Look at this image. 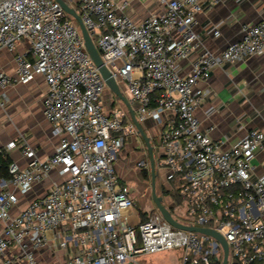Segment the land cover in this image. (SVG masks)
<instances>
[{
  "label": "built area",
  "instance_id": "2783aa9c",
  "mask_svg": "<svg viewBox=\"0 0 264 264\" xmlns=\"http://www.w3.org/2000/svg\"><path fill=\"white\" fill-rule=\"evenodd\" d=\"M63 1L79 16L116 82L125 85L137 106V122L169 115L158 136V166L170 187L166 191L173 193L171 183H178L170 206L185 208L184 222L172 218L220 234L228 262L264 264V175L255 177L251 165L256 154L264 153V133L248 131L225 147L201 130L195 116L206 97L198 84L207 82L215 67L264 53V19L242 24L240 40L214 54L204 49L193 26L197 14L222 0H159L162 13L141 23L122 10L127 0ZM20 44L22 52L17 51ZM1 51L13 54L14 70L0 71V89L42 76L44 117L60 139L43 160L24 136L0 149V158L18 149L28 159L25 168L11 163L9 177H0V264H38L34 250L44 246L64 253L61 264H142V256L169 251H180V264L220 259L216 240L174 228L156 207L145 221L130 223L135 200L114 164L125 144L139 135L119 105L105 112L106 85L76 21L56 0H0ZM194 52L198 55L189 73L181 75L178 62ZM145 154L147 161L137 168L150 172ZM53 171L61 181L11 215L18 195ZM11 247L19 251L16 257L6 256Z\"/></svg>",
  "mask_w": 264,
  "mask_h": 264
},
{
  "label": "crops",
  "instance_id": "0c3cea01",
  "mask_svg": "<svg viewBox=\"0 0 264 264\" xmlns=\"http://www.w3.org/2000/svg\"><path fill=\"white\" fill-rule=\"evenodd\" d=\"M122 10L130 15L135 23H141L149 16L162 13L163 6L159 0H127V6ZM263 19L264 0H222L212 9L196 15L193 30L200 37L204 49L218 54L228 44L240 40L242 24L259 23ZM215 32H218L217 36ZM23 49V44L17 46L18 52H22ZM197 55L198 52H194L186 60L178 62L181 75L189 73L191 63ZM13 70V54L1 51L0 71L11 74ZM119 86L128 105L123 104L116 96L105 90L104 110L109 114L113 106L119 105L125 117L132 119L130 112L132 110L136 114L137 106L129 98L125 85L119 83ZM198 87L205 92L206 97L195 110V116L201 130L207 131L214 141L220 140L227 147L242 138L248 131L259 130L264 133V53L245 61L215 67L208 81L198 84ZM45 91V81L40 75L34 76L26 84H16L5 91L0 89V96L4 95V106L0 107V149L6 148L12 142L18 144L20 137L24 136L37 158L43 160L54 153L60 137L54 134L53 127L44 117ZM168 119L167 113H160L155 118L147 119L143 125L140 124L150 140L154 166V155L158 156V162L162 157V151L158 146V136ZM133 142L132 137L121 150L115 166L116 173L122 183L138 182L144 187L145 181L141 170L136 169V164L145 160L146 154L145 158H139L134 163ZM6 155L19 168L27 166L28 159L23 157L18 149L8 151ZM251 165L255 177L264 175V153L256 154ZM60 181L61 178L57 172H51L47 179L34 185L26 195H18V202L10 211L11 215H17L33 200L43 198L53 184ZM161 186L164 190L170 188L165 182ZM145 200H142L140 204L138 201L135 209L130 211L131 224L141 222L143 215L146 217L152 211L145 208ZM2 231L3 223L0 221V234ZM18 254L19 251L14 247L6 252L7 257H16ZM63 255V252H53L47 246L34 250V257L38 264H61ZM180 257V251H169L142 256L140 260L142 264H180ZM219 260L221 263L222 259ZM16 264H24V262ZM228 264H234V262H228Z\"/></svg>",
  "mask_w": 264,
  "mask_h": 264
},
{
  "label": "water",
  "instance_id": "95a60500",
  "mask_svg": "<svg viewBox=\"0 0 264 264\" xmlns=\"http://www.w3.org/2000/svg\"><path fill=\"white\" fill-rule=\"evenodd\" d=\"M63 11L71 16L77 23L78 28L80 29L83 42H84V47L88 55L90 56L92 62L98 69L105 85H106V90H108L111 94L116 96L123 104L128 105L127 99L122 95V91L120 89L119 84L116 82L114 79L112 73L110 70L105 66L99 51L96 49L95 45L93 44L92 39L90 38L87 30L83 26L79 16L76 14L75 10L73 8H70L63 0H56ZM131 118L132 122L138 132V135L141 137L145 144V148L148 153V159H149V165H150V187H151V199L153 201L154 206L156 209L160 212L162 217L174 228L184 230V231H189V232H194L202 235H206L208 237L213 238L216 240L219 245L222 248V260L221 264H228V246L224 238L214 232L213 230L206 229V228H197V227H187L183 226L179 223H177L172 216L170 215V212L168 211L167 208H165L162 205V199L156 194V173H155V166H154V159H153V149L152 146L150 145V140L143 131V128L141 125L137 122L136 117L134 112L131 110Z\"/></svg>",
  "mask_w": 264,
  "mask_h": 264
},
{
  "label": "rangeland",
  "instance_id": "374dc122",
  "mask_svg": "<svg viewBox=\"0 0 264 264\" xmlns=\"http://www.w3.org/2000/svg\"><path fill=\"white\" fill-rule=\"evenodd\" d=\"M143 125V123H140ZM134 142H133V154L135 156V160L134 163L139 159V158H145V151L147 152L146 148H145V144L143 142V140L141 139L140 136H134ZM155 156V168L156 171L158 173L157 177H156V194L161 197L162 199V205L168 209V211L170 212L171 216L180 221V222H184V215L185 214V208L183 206L180 207H174V206H170L172 203V199H175L174 195L177 194V187H178V183L177 181H174L171 183L172 187H173V193H169V194H163V188L161 186V184L164 182V171L159 169L158 166V156ZM146 160V159H145ZM147 161V160H146ZM117 163V162H116ZM116 163L114 164V167L116 166ZM136 169H137V164H136ZM116 170V167H115ZM145 186L142 187V185L138 182H134V183H130L128 184V182H125V185L129 186L135 194L138 195V201L139 204L142 202V200L146 199V207L150 210H154L155 206L153 204V201L151 199V192H150V186H149V180L145 181ZM145 196V197H144ZM137 202V201H136ZM219 258H222V255H219Z\"/></svg>",
  "mask_w": 264,
  "mask_h": 264
},
{
  "label": "trees",
  "instance_id": "16d2710c",
  "mask_svg": "<svg viewBox=\"0 0 264 264\" xmlns=\"http://www.w3.org/2000/svg\"><path fill=\"white\" fill-rule=\"evenodd\" d=\"M154 104H151V108H153ZM11 160L10 158L5 155L4 157L0 158V177H3V178H8V166L11 164ZM141 175H142V178L144 181H147L150 179V173L149 171H146V170H141ZM163 191V194H169L168 191L166 190H162ZM176 198V197H175ZM178 201V199H176ZM147 217V215H146ZM146 217H142L141 219V222L145 221L146 220ZM211 264H221L220 263V260L219 259H212L211 261Z\"/></svg>",
  "mask_w": 264,
  "mask_h": 264
},
{
  "label": "flooded vegetation",
  "instance_id": "af4514ba",
  "mask_svg": "<svg viewBox=\"0 0 264 264\" xmlns=\"http://www.w3.org/2000/svg\"><path fill=\"white\" fill-rule=\"evenodd\" d=\"M155 184H156V182H155ZM149 186H150V179H149ZM150 192H151V187H150ZM131 194H132V197L134 198V200H135V204L137 205L138 204V195L137 194H135L134 193V191L131 189ZM136 201H137V203H136Z\"/></svg>",
  "mask_w": 264,
  "mask_h": 264
}]
</instances>
